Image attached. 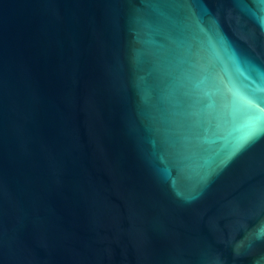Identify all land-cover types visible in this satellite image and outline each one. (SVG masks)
Masks as SVG:
<instances>
[{
    "label": "water",
    "instance_id": "1",
    "mask_svg": "<svg viewBox=\"0 0 264 264\" xmlns=\"http://www.w3.org/2000/svg\"><path fill=\"white\" fill-rule=\"evenodd\" d=\"M0 264H264V0H0Z\"/></svg>",
    "mask_w": 264,
    "mask_h": 264
}]
</instances>
